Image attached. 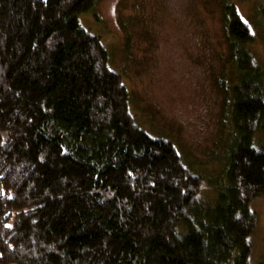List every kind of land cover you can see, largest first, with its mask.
<instances>
[{
  "label": "trees",
  "instance_id": "trees-1",
  "mask_svg": "<svg viewBox=\"0 0 264 264\" xmlns=\"http://www.w3.org/2000/svg\"><path fill=\"white\" fill-rule=\"evenodd\" d=\"M98 1L0 0V264H254L252 203L264 196L255 35L225 0L238 82L210 181L136 122L123 76L80 22Z\"/></svg>",
  "mask_w": 264,
  "mask_h": 264
},
{
  "label": "rangeland",
  "instance_id": "rangeland-1",
  "mask_svg": "<svg viewBox=\"0 0 264 264\" xmlns=\"http://www.w3.org/2000/svg\"><path fill=\"white\" fill-rule=\"evenodd\" d=\"M225 0H99L80 16L123 76L130 110L152 137L171 141L191 169L211 181L220 175L232 122L225 103L237 77L227 63ZM256 39L249 48L264 70V0H229ZM229 91L226 93L222 86ZM219 177V176H218ZM210 182V197L215 196ZM252 261L264 264V196Z\"/></svg>",
  "mask_w": 264,
  "mask_h": 264
}]
</instances>
